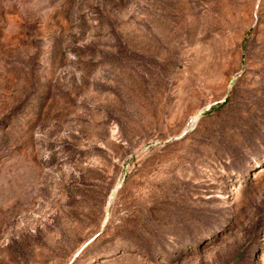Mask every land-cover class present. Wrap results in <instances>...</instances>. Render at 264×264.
<instances>
[{
    "label": "rangeland",
    "instance_id": "rangeland-1",
    "mask_svg": "<svg viewBox=\"0 0 264 264\" xmlns=\"http://www.w3.org/2000/svg\"><path fill=\"white\" fill-rule=\"evenodd\" d=\"M0 264H264V0H0Z\"/></svg>",
    "mask_w": 264,
    "mask_h": 264
}]
</instances>
